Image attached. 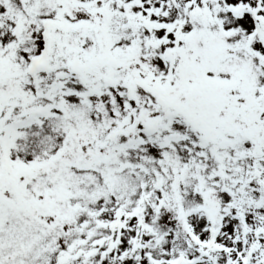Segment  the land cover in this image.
I'll return each mask as SVG.
<instances>
[{
    "label": "snow or ice",
    "instance_id": "1",
    "mask_svg": "<svg viewBox=\"0 0 264 264\" xmlns=\"http://www.w3.org/2000/svg\"><path fill=\"white\" fill-rule=\"evenodd\" d=\"M0 264H264V0H0Z\"/></svg>",
    "mask_w": 264,
    "mask_h": 264
}]
</instances>
